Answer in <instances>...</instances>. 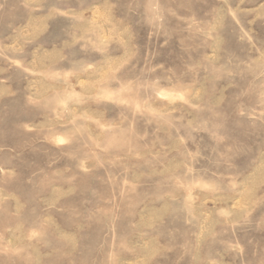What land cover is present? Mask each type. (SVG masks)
<instances>
[{"label": "rangeland", "instance_id": "374dc122", "mask_svg": "<svg viewBox=\"0 0 264 264\" xmlns=\"http://www.w3.org/2000/svg\"><path fill=\"white\" fill-rule=\"evenodd\" d=\"M0 264H264V0H0Z\"/></svg>", "mask_w": 264, "mask_h": 264}]
</instances>
